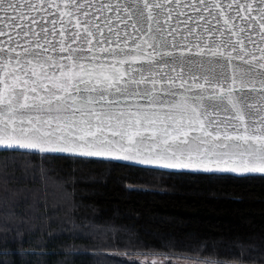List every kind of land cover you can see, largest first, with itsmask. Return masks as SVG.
Instances as JSON below:
<instances>
[{"label": "snow or ice", "instance_id": "1", "mask_svg": "<svg viewBox=\"0 0 264 264\" xmlns=\"http://www.w3.org/2000/svg\"><path fill=\"white\" fill-rule=\"evenodd\" d=\"M0 146L264 175V0H0Z\"/></svg>", "mask_w": 264, "mask_h": 264}, {"label": "trees", "instance_id": "2", "mask_svg": "<svg viewBox=\"0 0 264 264\" xmlns=\"http://www.w3.org/2000/svg\"><path fill=\"white\" fill-rule=\"evenodd\" d=\"M0 264H264V176L3 151Z\"/></svg>", "mask_w": 264, "mask_h": 264}, {"label": "water", "instance_id": "3", "mask_svg": "<svg viewBox=\"0 0 264 264\" xmlns=\"http://www.w3.org/2000/svg\"><path fill=\"white\" fill-rule=\"evenodd\" d=\"M115 2H116V0H113V3H115ZM121 2H123V0H121ZM113 23H114V26H115L116 23H118V22L114 21ZM119 27L121 29H123L124 25L120 24ZM128 31L131 32L132 29L129 28ZM254 39H258V37H254ZM197 59H199V58H197ZM203 62L205 64H207V59L205 58ZM3 151L4 152L5 151H11V152H23V153H30V154L66 156V157H75V158L100 160V161L114 162V163L128 165V166H133V167L152 169V170H158V171H164V172H170V173H190V174H206V175H229V176H234V177L264 176V175L259 174V173L239 174V173H234V172H203V171H195V170H190V169H170V168H163V167H159V166H155V165L137 164L134 161H129V160H116V159L103 158V157H78V156H73V155H70V154H67V153L46 154V153L32 152V150L23 149V148L9 149V148H4L3 146H0V152H3Z\"/></svg>", "mask_w": 264, "mask_h": 264}, {"label": "rangeland", "instance_id": "4", "mask_svg": "<svg viewBox=\"0 0 264 264\" xmlns=\"http://www.w3.org/2000/svg\"><path fill=\"white\" fill-rule=\"evenodd\" d=\"M20 221V220H19ZM21 228H18V231L20 230ZM23 230H27V229H30L31 230V228H30V226L28 225V224H25V227L24 228H22ZM7 230V229H6ZM106 232H108L109 233V230H106Z\"/></svg>", "mask_w": 264, "mask_h": 264}]
</instances>
